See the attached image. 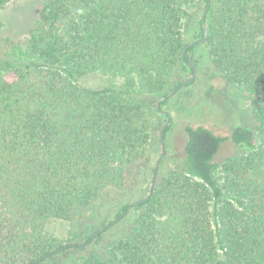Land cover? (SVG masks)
<instances>
[{"label": "trees", "instance_id": "trees-1", "mask_svg": "<svg viewBox=\"0 0 264 264\" xmlns=\"http://www.w3.org/2000/svg\"><path fill=\"white\" fill-rule=\"evenodd\" d=\"M38 2L24 38L0 35V264H264V0ZM193 13L195 39L202 23L208 35L187 48ZM197 48L249 99L253 128L229 137L245 152L217 163L226 139L186 126L183 162L153 175L145 201L82 242L48 235L117 206L150 140L146 102L178 88ZM93 76L108 85L80 83ZM125 219L102 255L86 251Z\"/></svg>", "mask_w": 264, "mask_h": 264}, {"label": "rangeland", "instance_id": "rangeland-1", "mask_svg": "<svg viewBox=\"0 0 264 264\" xmlns=\"http://www.w3.org/2000/svg\"><path fill=\"white\" fill-rule=\"evenodd\" d=\"M38 6V0H20L0 11V35H8L16 39L24 38L36 17ZM199 19L197 13H193L188 21H185V44L196 40ZM187 60L195 67V73L190 68L178 74L175 79L178 88L169 91L172 94L160 103V109L157 108L160 98L151 97L146 102L151 131L150 140L143 155L131 168L133 176L131 187L120 194L115 204L117 206L102 213L98 210L93 214H80L70 222L52 221L46 227L48 235L56 237L62 243L82 242L86 236L95 230L103 229L104 224L112 221L117 207L144 198L153 175L156 181L183 162L186 126H204L215 135L226 139L215 157L217 163L245 152L244 149L235 146L229 137L235 127L253 128L249 99L243 91L228 84L216 72L204 48H197L193 53H187ZM191 77H193L191 82L183 84ZM80 83L91 89H100L108 85L107 80L96 76L85 78ZM163 125H168L169 129L161 141L159 131ZM214 178L219 180L218 171L214 173ZM128 223L129 220L125 219L111 226L109 230L104 231L100 240L92 243L86 251H94L102 255L107 244L114 237L122 234Z\"/></svg>", "mask_w": 264, "mask_h": 264}, {"label": "water", "instance_id": "water-1", "mask_svg": "<svg viewBox=\"0 0 264 264\" xmlns=\"http://www.w3.org/2000/svg\"><path fill=\"white\" fill-rule=\"evenodd\" d=\"M204 15H205V14H204ZM202 29H203L204 37H203L202 39H200V40H196L194 43H190V44H188V45H187V48H190V47H192L193 45H195V44H197V43H201V44H203V43L206 42L207 35H208V28H207V26H206L205 23H202ZM185 52H186V49L184 50V53H185ZM189 65H190V67H191L193 73H195V67H194L192 64H190V63H189ZM192 80H193V77H191L190 79H188L187 81H185L183 84H186V83H188V82H191ZM169 94H172V93H169ZM163 99H164V98H161V99L157 102V108H158V109H160V103L163 101ZM166 126H167V125H163V127H162V128L160 129V131H159V136H160L161 141H163L162 133H163V130L166 128ZM145 200H146V199H142V200L135 201V202H133V203L131 204V206H132V205H136V204H138V203H141V202H143V201H145ZM95 236H96V235H95ZM95 236L92 238V240L95 238ZM44 258H45V257H44Z\"/></svg>", "mask_w": 264, "mask_h": 264}]
</instances>
